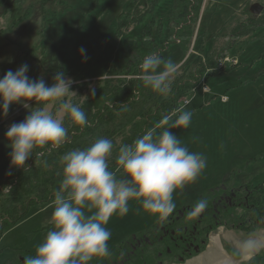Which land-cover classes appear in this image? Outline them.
<instances>
[{"label": "rangeland", "instance_id": "374dc122", "mask_svg": "<svg viewBox=\"0 0 264 264\" xmlns=\"http://www.w3.org/2000/svg\"><path fill=\"white\" fill-rule=\"evenodd\" d=\"M128 3L129 0H111L88 14L92 0H0V79L9 70L14 73L26 64L29 80L42 78L47 86H52L55 72L61 69L63 61L61 55H57L48 44L40 54L38 42L42 40L43 17L55 15L60 20L52 29L53 33H49L51 44L58 43L55 38H67L69 42L68 39L76 31L83 30V56L114 39L117 18ZM173 3L174 0H159L153 13L140 25L125 29L112 57L115 62L120 58H129L132 52L127 48L129 40H135L139 45L143 27L153 21L150 40L156 46L165 45L162 58L171 59L178 65L174 80L187 76L207 57L217 61L221 75L208 78L202 90L192 92L180 102L179 108L192 112L189 127L171 130L190 152L202 154L207 165L194 184L186 186L182 193L174 194V203L179 207L190 204L201 191L215 188L229 179L227 186L235 180L237 183L233 186L236 188L248 185L251 189L253 185H264V25L242 38L233 39L230 36L236 26L264 16V0H203L185 49L179 44L181 39L174 34L177 26L169 22ZM254 4L263 7L259 16L250 12ZM139 10L142 8L139 7ZM23 15L27 16L25 20L10 28L11 17ZM169 30H173L171 35ZM44 33L48 37L46 30ZM230 45L232 47L229 48ZM65 68V76L73 80L70 75L73 67ZM89 82L82 91L73 88L76 82L71 85L70 90L78 96L73 103L81 104L83 97L99 85L97 80ZM29 104L34 106L32 101ZM27 115L29 111L20 103L10 105L6 116L0 114V154L4 146L10 144L6 139L9 127L22 122ZM50 204L31 209L22 220L3 233L0 264L16 255L22 259L34 255L36 246L51 229L53 208ZM260 207L258 211L261 213L258 214L263 215L264 202ZM245 212L240 209L226 212L222 217L223 224L214 226L205 234L204 246L193 253L190 260L176 262L166 256L162 264H245L239 257L232 256L235 240L244 239L249 234L264 238V225L239 226L248 215ZM156 221V216L142 211L140 202L129 201V212L123 217L113 216L106 225L111 232L108 242L111 256L120 242L144 232ZM33 231H38L36 237L22 246V238ZM147 256L150 258L147 264H158L155 254L148 253ZM101 261L93 260L90 264ZM131 264L141 263L137 259ZM247 264H264V251Z\"/></svg>", "mask_w": 264, "mask_h": 264}, {"label": "clouds", "instance_id": "9594fccd", "mask_svg": "<svg viewBox=\"0 0 264 264\" xmlns=\"http://www.w3.org/2000/svg\"><path fill=\"white\" fill-rule=\"evenodd\" d=\"M140 68L138 79L143 86L168 97L178 65L154 53L144 57ZM27 70L25 64L0 79V114L6 116L9 106L16 103L29 111L6 133L11 165L18 168L25 167L34 150L51 152L68 142L65 117L80 129L91 126L81 105L73 103L78 96L70 90L74 83L71 78L59 71L49 87L42 78L29 80ZM91 94L95 95L94 88ZM86 99L83 97V102ZM191 119L192 112L183 107L164 115L132 143L118 147L113 169L110 159L114 144L108 138H97L85 149L62 155V179L50 204L51 229L23 264H90L109 258L111 232L106 225L113 216L123 217L129 212V201L140 202L142 211L165 223L176 208L174 194L194 184L207 166L202 154L190 152L171 131L187 129ZM43 155V151L36 152L37 158ZM5 189L11 191L10 186ZM207 206V200L197 201L189 218H198ZM261 251L264 238L249 234L235 240L232 256L247 264Z\"/></svg>", "mask_w": 264, "mask_h": 264}, {"label": "trees", "instance_id": "16d2710c", "mask_svg": "<svg viewBox=\"0 0 264 264\" xmlns=\"http://www.w3.org/2000/svg\"><path fill=\"white\" fill-rule=\"evenodd\" d=\"M110 1L92 0L87 13L94 12ZM158 3L159 0H129L128 5L117 18L114 39L104 42L89 55H83L85 57L79 49L85 48L82 43L83 30L76 31L73 37L68 39L69 42L67 38H55L58 43L51 44L52 29L60 20L55 15L43 17L42 33L45 34L46 30L48 37L42 34V40L38 42L40 54L48 44L53 47L51 49L57 55L62 57L63 62L61 69H57L58 72H64L65 66L73 67L70 75L76 82L74 89L82 91L92 80H97L99 85L95 89V95L89 93L87 99L80 104L91 126L80 129L68 118L65 119L68 142L59 149L51 152L47 149L34 150L32 156L26 161L25 167L18 168L11 165L10 144L4 146L0 154V240L3 233L22 220L31 209L52 202L62 179V165L59 162L62 155L71 150L85 149L97 138H108L114 144L113 157L110 159V169H113L116 151L121 144L132 143L164 115L176 111L184 98L192 92L202 90L208 78L221 75L216 59L207 57L187 76L173 81L172 91L168 97H162L149 88H145L142 80L138 79L144 57L154 53L162 57L166 50L165 45L156 46L150 40L153 21L143 27L139 45L137 41L129 40L127 48L132 49L129 58H120L117 62L113 60L112 56L116 52L118 39L122 37L123 31L131 25H140L153 13ZM202 3L203 0H174L170 9L169 22H174L177 26L178 30L174 31V34L176 33L181 39L179 44L184 49L192 37L193 26L197 21ZM139 7L142 8L141 11ZM26 17V15L11 17L10 28L21 23ZM263 25L264 16L250 19L246 24L236 26L230 36L233 39L242 38ZM159 29L158 26L157 30ZM169 32L171 35L173 30ZM125 107L127 110H124ZM37 151H43L44 155L37 158ZM45 161L47 167L44 166ZM8 186L11 187L10 192L5 189ZM143 233L145 231L134 236L138 237ZM37 234L38 231L27 234L20 244L22 246L28 244ZM132 236L120 242L113 256L103 259L99 264L113 263L120 259L121 254L128 253L131 250L129 244L132 242ZM191 256H188L186 260ZM4 264H8V261Z\"/></svg>", "mask_w": 264, "mask_h": 264}, {"label": "flooded vegetation", "instance_id": "af4514ba", "mask_svg": "<svg viewBox=\"0 0 264 264\" xmlns=\"http://www.w3.org/2000/svg\"><path fill=\"white\" fill-rule=\"evenodd\" d=\"M230 180L215 188L201 191L190 204L176 207L165 223L156 221L145 233L138 237L133 235L129 244L131 250L109 264H131V261L137 259L141 264H147L150 260L148 253L155 254L158 264H162L166 256L176 262L184 261L188 256L200 251L204 246L205 234L214 226L222 225V217L229 210L246 211L247 217L239 224L242 228L264 225V214H258L264 202V185H253L251 189L248 185L236 188L233 186L237 183L235 180H232V185L227 186ZM199 200H207L208 206L198 218L190 219L189 212ZM8 264H23V259L16 255Z\"/></svg>", "mask_w": 264, "mask_h": 264}, {"label": "water", "instance_id": "95a60500", "mask_svg": "<svg viewBox=\"0 0 264 264\" xmlns=\"http://www.w3.org/2000/svg\"><path fill=\"white\" fill-rule=\"evenodd\" d=\"M262 10H263V7L258 5V4H254L250 7V12L256 16H259L261 14Z\"/></svg>", "mask_w": 264, "mask_h": 264}, {"label": "built area", "instance_id": "2783aa9c", "mask_svg": "<svg viewBox=\"0 0 264 264\" xmlns=\"http://www.w3.org/2000/svg\"><path fill=\"white\" fill-rule=\"evenodd\" d=\"M204 91H206V92H207V89H204Z\"/></svg>", "mask_w": 264, "mask_h": 264}, {"label": "crops", "instance_id": "0c3cea01", "mask_svg": "<svg viewBox=\"0 0 264 264\" xmlns=\"http://www.w3.org/2000/svg\"><path fill=\"white\" fill-rule=\"evenodd\" d=\"M190 260V259H189ZM189 260H188V262H189ZM191 263V262H190Z\"/></svg>", "mask_w": 264, "mask_h": 264}]
</instances>
